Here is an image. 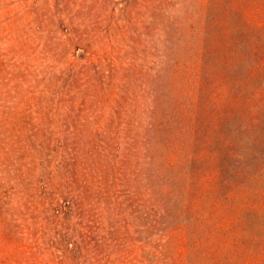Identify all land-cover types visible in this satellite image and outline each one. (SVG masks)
<instances>
[{"label": "rangeland", "instance_id": "374dc122", "mask_svg": "<svg viewBox=\"0 0 264 264\" xmlns=\"http://www.w3.org/2000/svg\"><path fill=\"white\" fill-rule=\"evenodd\" d=\"M0 264H264V0H0Z\"/></svg>", "mask_w": 264, "mask_h": 264}]
</instances>
